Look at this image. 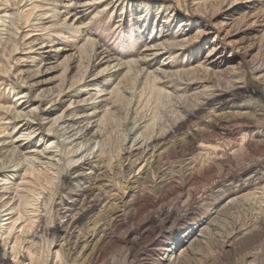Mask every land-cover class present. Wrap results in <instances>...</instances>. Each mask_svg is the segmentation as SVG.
Returning a JSON list of instances; mask_svg holds the SVG:
<instances>
[{"label":"rangeland","instance_id":"rangeland-1","mask_svg":"<svg viewBox=\"0 0 264 264\" xmlns=\"http://www.w3.org/2000/svg\"><path fill=\"white\" fill-rule=\"evenodd\" d=\"M66 1L27 0L19 3V19L25 20L28 13L30 17L28 25L16 33L18 48L10 64L15 70L22 68L26 76L33 71H41L38 77L29 79L31 82L41 81L31 87L30 100H34L38 91L55 89L62 78L76 75V59L71 64L73 68L62 73L64 67L69 66L63 58L74 53L86 39L97 42L98 51L102 54L108 53L122 62L141 58L146 48L162 42L161 39L172 42L188 39L190 43L185 42L186 45L179 49L164 52L158 57L149 55L146 68L159 70L157 68L160 67L184 75L189 80H199L201 71L197 66L203 64L205 61H201L206 60L211 52L210 60L215 58L212 65L215 71L225 70L226 66L234 64L239 67L242 78H236L228 94L215 91L213 99L204 100L202 108L195 110L194 115L184 116L183 124L172 133L169 128L177 116L173 97L190 96L198 93L196 91L201 87L186 85L177 77H169L156 84L168 92L173 91V97L158 104L148 96L141 97L137 116H154L155 130L164 127L166 131L148 140L146 144L150 146L147 148L139 144L135 150L128 149L118 155L125 137H128L126 147L130 145L128 130L132 126L131 117H134L127 107L130 105L126 98L131 96L126 91L122 93L120 88L126 101H122L118 110L105 116L102 124L104 147H109L112 162L109 163L104 156L92 158L93 154H87L85 163L66 170L67 176L59 182L64 189L57 192L58 197L54 198L53 209L48 216L56 227L54 237L57 241L55 246L52 245V251L69 249L67 264L84 263L92 251L100 256L96 264H177L178 259L183 264H264V207H257L259 201L251 198L264 192V69L252 70L257 61L264 64V0H79L91 4L84 7L83 17L77 21V17L72 19L74 17L69 15L66 27H53L36 35L38 44L30 48L33 53H28L30 49L26 45L29 40L24 34L31 30L32 33L39 32L40 27H32L42 26L39 25L41 20H36L38 14H57V8L62 6L60 3ZM202 3H206V12L195 14L193 9ZM3 7L0 6L1 9ZM59 18L62 20L64 14ZM43 22L44 26L53 23L52 18L43 19ZM203 29L205 34L197 38V32ZM39 42L46 47L37 50ZM23 57L28 58L27 61H22ZM17 59L20 61L16 62ZM99 59V55L94 57L91 60L93 66H88L85 76L87 88L92 93L96 89L105 94L116 91L117 80L125 70L111 77L103 74L94 81L92 78L98 69L105 65L97 64ZM195 67L197 70H191ZM174 88L177 89L174 91ZM22 90L13 78L1 77L0 104L14 105ZM85 95L64 97L61 102L51 104L55 109L50 118L64 109L70 99L79 102ZM32 102L31 106L41 109L49 103L47 100ZM38 121L41 126L45 124L41 117ZM179 122L178 118L174 125ZM213 122L216 124L214 129L211 126ZM12 125L8 126L7 132ZM92 131L94 129L88 131L85 139L91 138ZM191 133L207 141L217 152L210 149L198 151L183 144V138ZM37 139L30 140L28 146H35ZM175 144L177 149L171 150ZM162 151L166 156L164 162L158 164L159 175L163 174L160 182L157 179L147 186L141 185L135 200L126 197L128 189L123 195L115 188V181L130 186L135 178L140 179L144 174L137 170L139 164L143 167L147 164L146 169L155 166L156 156ZM192 157L197 162L188 166L187 162ZM64 160L62 158L59 163ZM147 171L151 173L150 169ZM40 200L41 197L37 200L41 205L39 211L45 202L39 204ZM127 200L132 201V205L122 208L120 205ZM110 207L118 211L109 220L106 215ZM161 210L171 214L166 221L159 220L160 229L150 238H136L132 246L128 236L130 231L146 225L148 219ZM86 211V216L71 227L73 220ZM2 214L0 220L3 221ZM43 215L44 211L40 212V216ZM180 216L183 217L181 220L178 219ZM99 218L103 220L95 223ZM40 225L38 223L32 228L35 229L33 247L37 255L45 257L49 248L41 237ZM185 230L188 231L182 239ZM180 239L183 241L174 243ZM182 248H186L185 252L179 253ZM21 264H27V260H22Z\"/></svg>","mask_w":264,"mask_h":264},{"label":"bare ground","instance_id":"bare-ground-1","mask_svg":"<svg viewBox=\"0 0 264 264\" xmlns=\"http://www.w3.org/2000/svg\"><path fill=\"white\" fill-rule=\"evenodd\" d=\"M24 1L27 0H0V6H4L2 9L0 8V76L13 78L14 82L18 83V86L25 90L20 91L19 95L13 102L15 103L14 105L4 106L0 104V213H4L2 214L4 220H0L2 221L0 226V264H21L22 260H27V264H47L48 257H50L48 264H67L68 257L70 256L69 249L63 250L62 252L57 249L52 251L51 249L52 245L55 246V242L57 241L54 237V229L56 227L50 220H48V216H50L53 209L52 205H54V198L58 197L57 192L64 189L63 184H59V182L67 176V169L70 170L73 169V167L80 166L82 162L85 163L88 159L85 158L87 154H93L92 158L104 156L109 159V163L112 162V158L109 154V147H104L106 142L104 139L102 124L105 121V116L118 110L122 101L125 100L126 97L121 94L120 88L122 93L126 91L127 95L131 96L130 98H126L129 101L128 105H130L127 107L130 114H133L134 117H131L132 126L128 130V134L130 135V145L129 147H126L128 137H125L123 140L124 146H120L118 155H121L122 151L126 153L128 149L135 150L136 148L134 149V147L139 144L140 146L147 148L150 146V144H146L148 140L153 138L155 134L166 131L164 127L155 130L154 116L152 117V115L148 116L146 114L137 116L139 113L138 109L140 108L139 103L141 97L148 96V99H152L153 102L157 104L161 103L162 100H165L168 97H173V94H171L173 91H169V93L168 90L166 91L157 87L156 84L168 80L169 77H177L182 82L187 83L186 85L201 87V89L196 91L198 93L194 92L190 96L173 97L175 100L174 102L176 103L174 104L177 107L175 110L177 116L176 118H173L174 122L172 121L173 124L169 128V132L172 133L178 131L180 127L179 125L183 124L182 118L184 116L194 115L195 110L202 108L201 105L204 100L213 99L215 97V91L219 90L224 94L230 93L229 88L233 86L236 78H238V76L241 77V75L239 74V67L234 64L226 66L225 70L222 69L221 71H215L212 66L215 58L214 60H210L213 56L211 52L208 53V58L206 60L201 61L205 62L203 64L200 62L201 64L197 66L198 70L201 71V77L199 80H189V78L184 75H177L174 72L163 70L160 67L157 68L159 70H151L149 68L148 70L146 68V65H149L147 62V57L149 55H155V57H158L160 54H164V52L171 51L172 49H179L180 46L190 43V40L188 39H186L187 41L184 39L175 40L176 42L168 41V39L163 41L164 39H161L162 42L159 41L158 44L155 43L146 48L144 50L146 53H141L143 54L140 55L142 56L141 58L125 62L120 61L118 58H113V56L108 53L104 52L102 54L98 51L99 45L97 42L92 39H86L80 48L77 47L74 50V53L67 54L63 58L65 61L69 62V66L64 67L62 73L65 74L67 71L71 70L73 68L71 64L76 61L77 67L75 66V68L78 71L76 75L70 78L67 76L62 78L61 82L58 83L55 89L49 88L38 91L34 96V100H30L29 97L32 91L31 87L39 85L41 81L35 80L31 82L29 79L31 77H38L41 71H33L26 76L24 75L22 68L15 70L10 64L12 61L11 57L14 53H17L16 51L18 48L16 33L19 29L25 27L28 25L27 23H29L30 13L27 14L28 16L25 20L21 21V19H19L18 6L19 3ZM66 2L67 3L64 4H62L63 2L60 3L62 6L57 8V14H64L62 20L59 18L60 15L57 14L47 15L46 12H40L38 14L36 20H41L39 25L42 26L32 27H40L38 29L39 32L32 33L33 30H31L24 34V36L27 35L26 37L29 40L26 45L28 49L38 44L36 43V35H40L53 27H66V21H68L67 18L69 15L74 17L72 19L77 17V21H79L86 10L84 7L91 5L79 0H67ZM193 10L195 14H200L201 11L205 13L206 3L197 5ZM99 12L100 10L97 11V13ZM48 18H52L53 23L51 22L52 24L50 26H44L43 19ZM87 32L90 34L89 30H87ZM201 34H205L204 29L197 32L198 36L196 37L199 38V35ZM50 42L51 41L48 40V43ZM39 44L40 45L36 48L37 50L46 47V44H43V42H39ZM216 48H218V45ZM28 53H33V51L30 49ZM171 53L172 52H169V54ZM98 55L100 59L97 64L105 65L98 69L95 77L92 78L94 81L101 78L103 74L104 76L111 77L117 72L119 73L120 70H125L117 80L116 91H110L105 94L99 89H96L97 91L92 93L90 92V89L87 88L85 76L88 66H93L91 60ZM27 59L28 58L23 57L22 61H27ZM218 59L220 58H217L216 60ZM19 61L20 59L16 60V62ZM258 62L259 61L256 62L254 69L252 70L259 71L264 69L263 62ZM83 63L85 65H83ZM12 69L13 71H11ZM191 70L197 69L195 67ZM176 89L174 88V91ZM84 93H86V95L83 96L79 102L70 99L64 109L50 118L52 110L55 109L51 104L56 103L57 101L61 102L64 97L72 98ZM169 95H171V97ZM201 99L202 102L200 101ZM38 100H47L49 103L46 105V108L43 107L42 109L39 108V106H31L33 104L32 101ZM188 100L189 102L191 100V103H189ZM83 103V108H80ZM142 103L143 102H141V104ZM144 106L146 105L144 104ZM40 117L43 119V123H45L42 126L38 121L40 120ZM178 118L180 122L175 126L174 123H177ZM11 124L13 125L9 132H7L8 126ZM213 124L214 122L211 126L214 129L216 124ZM39 129L41 130L38 131ZM91 129H94V131H92L94 134H91V138L85 139V135L88 131L90 132ZM36 137L38 139L35 146L29 147V141L32 139L34 140ZM183 139V144L189 145L192 148L194 147V149L198 151L207 152L209 149L214 152L216 151L215 148L208 145L207 141L198 139L194 133L186 135ZM87 143H89V146L86 145ZM82 145L84 146L83 149ZM97 145L98 147L94 151V148ZM176 147V144L173 145L171 150H176ZM165 156L166 154L164 151L157 154V159L154 162L155 166H150V168H148L151 173H147L148 169L145 168L147 164L144 167L142 164H139L137 170L142 171V174L144 175H142L140 179L135 178L134 181L130 183V186H128V183L127 185H124L119 181H115V188L122 192L123 195L125 194L124 190L128 189L129 191L126 197L128 198L129 196L134 198L133 200L138 199L137 193L139 192L141 185L145 186L149 182H154L157 179H160L159 182L161 181L163 174L159 175L160 170L158 171V164L164 162L163 159ZM62 158H65L64 162L59 163ZM195 162L197 161L193 158L190 162L188 161L187 164L189 163V166ZM250 195L247 194V199H249L248 197ZM39 197H41L39 204L45 200L41 211H39L41 205H38L37 202ZM251 198H254L255 200L257 198L259 201L257 207H264V192H261V194L257 196L253 195ZM128 200L123 203L120 202L122 203L120 206L123 208V206H129V204L132 205V201L130 203ZM42 211H44V215L41 217L40 212ZM117 211L118 210H115V207H110L106 216L108 219L109 217H114ZM86 213L87 211L83 212L73 220L71 227L79 223L82 218L86 216ZM170 214L171 213L169 212L161 210L157 215L151 216L146 225H142L136 230H131L128 234L131 239V245L133 246L136 238H150L160 229V226L157 224L159 220L162 222L166 221ZM182 218V216L178 217L179 220ZM101 220H103V218H99L95 223H98ZM110 222L111 221H109V223ZM38 223H41V237H44L49 248V252L45 257L37 255L33 247L34 243L32 237H34L33 232L35 229L32 230V228L34 226L37 227ZM187 231L188 230H185V232L182 233V239H184ZM182 239L177 240L174 243L178 244L183 241ZM168 250L171 251L172 249ZM185 250L186 248H182L179 253H184ZM99 258L100 256L92 251L88 260L82 264H96ZM183 263L178 259L177 264Z\"/></svg>","mask_w":264,"mask_h":264}]
</instances>
